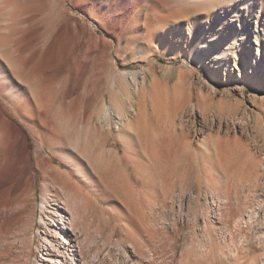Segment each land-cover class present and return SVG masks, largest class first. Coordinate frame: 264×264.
Here are the masks:
<instances>
[{"label":"rangeland","instance_id":"374dc122","mask_svg":"<svg viewBox=\"0 0 264 264\" xmlns=\"http://www.w3.org/2000/svg\"><path fill=\"white\" fill-rule=\"evenodd\" d=\"M15 1L17 21L1 13L0 44L23 51L17 66L54 44L50 126L60 138L44 144L55 175L45 177L29 135L34 174L0 212V264H37L44 187L63 197L69 177L89 199L76 220L86 264H185L188 252L207 253L201 264H261L264 80L225 82L214 60L206 70L190 55L228 35L223 52L256 69L264 0ZM106 108L129 124L122 134L102 120Z\"/></svg>","mask_w":264,"mask_h":264},{"label":"bare ground","instance_id":"6f19581e","mask_svg":"<svg viewBox=\"0 0 264 264\" xmlns=\"http://www.w3.org/2000/svg\"><path fill=\"white\" fill-rule=\"evenodd\" d=\"M15 5V0H0V16L1 13H7V17L13 21H17L13 19L15 17ZM33 18L35 16H29L26 21H31ZM5 25H8V22ZM0 26L3 25L1 24ZM233 31L236 32L234 37L239 35L238 29H234ZM61 32L62 27L59 28V33ZM34 36L35 31L29 30L24 35L23 40L33 38ZM210 40L213 42L212 45L205 42L201 46L203 52L200 53L199 51L191 54L190 59L193 61L198 60L199 65H206L204 66L206 70H208L207 65L210 59L215 61L213 67H217L219 71L225 69L224 73H222L224 74L222 78L219 76L221 73L218 70L215 72L210 70L208 73H211L214 78L216 73L222 80L225 78V82L232 84L237 82L241 86L248 84L255 86L260 83L258 80H264V58L258 55L259 59L255 62L257 64L255 66L256 69L253 68L249 71L246 67L248 64L244 63V65H240L239 61L232 62L230 56L223 52V45L226 43L231 44V37L227 35L221 39L217 35H211ZM7 46L6 49H3L0 44V61L8 63L4 67L0 66V212L5 214L12 210L10 203L19 198V196L12 197V195L21 189L26 182L31 181L32 173L34 174L32 172L34 164L29 160V135L35 141L37 147L36 162L41 174H44L45 177H55L51 161L47 160L41 152L44 149L45 143L50 144L49 138L53 137L54 140L60 138V134H57L54 130L55 127L52 129L50 126V105H52V98L50 97L49 86L51 80H57L61 75L59 72L57 73V70L49 68L48 64L50 63L48 58L51 55L54 44L48 46L49 48L41 50L40 53L39 49H34L26 59V62L20 66L13 65L11 62L17 56L22 55L23 51L18 50L17 45L13 42L8 43ZM198 54H202L204 57L199 58ZM37 55H39V58L33 64V60ZM209 55L212 56L209 57ZM20 58L22 59V56ZM225 60L234 67L231 73H227L230 65L227 64L229 66L225 68ZM259 66H262V71L258 72L260 77L256 75ZM28 68L32 75H29V77L25 75ZM59 69L61 70L62 68ZM236 70L238 73H235ZM123 75L125 76V73ZM131 76L133 83L135 82L139 87L141 82H138L136 74L132 73ZM237 78L240 81H237ZM27 91L28 93H26ZM108 108L105 109L102 120L110 123V119H114L116 129L122 134L124 128L126 129V126L129 124L126 125L124 121L122 122V117L119 115L120 112H112ZM121 115H123L122 112ZM58 116L59 120L63 117L61 113ZM101 123L105 125L102 121ZM122 124H125V127ZM67 176L69 177L70 175L67 174ZM68 182H71L73 185L71 189L69 188L63 194V197H49V194H47L48 189L44 187L46 196L42 201L44 204L42 214L39 221L37 218L35 219L36 227L34 226L35 228L38 227L37 233L40 242L38 245L39 258L37 259V264H86L82 252L83 235L76 226V220L80 213L79 207L82 204L85 207L89 199L87 198V193H83L82 201H80V195L83 191L82 187L73 179H70V177ZM206 254L188 252L185 257L183 256L184 259L182 261H185V264H189L191 261H193L191 262L193 264H201L200 257H204ZM260 258H262L261 264H264V253ZM254 261L257 262L255 259Z\"/></svg>","mask_w":264,"mask_h":264}]
</instances>
